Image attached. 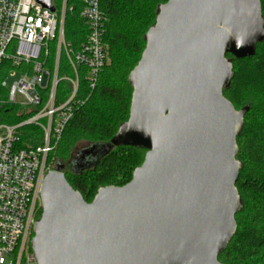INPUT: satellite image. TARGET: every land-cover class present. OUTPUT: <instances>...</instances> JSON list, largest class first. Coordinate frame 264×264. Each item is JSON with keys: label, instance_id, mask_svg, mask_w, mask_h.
Segmentation results:
<instances>
[{"label": "water", "instance_id": "1", "mask_svg": "<svg viewBox=\"0 0 264 264\" xmlns=\"http://www.w3.org/2000/svg\"><path fill=\"white\" fill-rule=\"evenodd\" d=\"M36 1L54 10L51 0ZM263 37L259 0L160 5L128 75V119L109 142L78 151L70 168L89 167L117 145L145 149L143 161L127 183L99 187L90 202L57 161L40 189L36 263L221 264L241 207L236 135L246 110L223 95L232 76L225 55H247Z\"/></svg>", "mask_w": 264, "mask_h": 264}, {"label": "trees", "instance_id": "2", "mask_svg": "<svg viewBox=\"0 0 264 264\" xmlns=\"http://www.w3.org/2000/svg\"><path fill=\"white\" fill-rule=\"evenodd\" d=\"M167 1H100V9L106 16L104 40L109 46L112 62L103 66L91 91L83 79V72H80L77 98L83 103L74 108L46 158V163L50 156L61 159L57 161L64 164L62 171L66 180L87 202L93 199L99 187L108 186L119 175L123 179L114 186L127 183L134 169L142 163L146 150L117 145L89 167L79 171L69 167L68 174L64 171L62 159H73L69 147L75 133L93 136L95 141L91 144L106 143L128 119L133 92L128 75L141 57L146 44L144 35L155 24L158 7ZM54 2L60 7L62 0ZM259 2L264 28V0ZM66 5L64 37L73 49H77L88 31L79 16L82 1L66 0ZM225 57L231 62L232 76L229 85L223 89V95L236 110H246L236 135L235 158L241 167L235 186L241 207L234 215L236 229L217 259L221 264H264V37L255 44L253 52L241 56L227 52ZM52 58L51 51L48 65ZM5 65H0V73L5 71ZM69 92L68 83L61 80L56 87L57 102L65 100ZM36 108L7 103L6 92H0V124L17 125L31 116ZM14 134L15 149L36 148L42 144L43 132L35 124L19 125ZM40 216L41 209L37 213V217Z\"/></svg>", "mask_w": 264, "mask_h": 264}, {"label": "built area", "instance_id": "3", "mask_svg": "<svg viewBox=\"0 0 264 264\" xmlns=\"http://www.w3.org/2000/svg\"><path fill=\"white\" fill-rule=\"evenodd\" d=\"M81 1L79 16L88 31L85 40L73 49L64 37L66 0L58 8L51 0L53 11L36 0H0V65L6 64L5 71L10 68L8 76L19 73L6 90V102L37 106L17 125L0 124V264H37L30 242L33 225L40 218L37 213L48 170L47 154L74 108L83 103L77 98L80 72L91 91L107 61L106 16L100 9L101 0ZM51 51L52 63L48 65ZM61 61L65 63L62 74ZM61 80L68 83L70 92L57 102L56 87ZM4 85L2 80L0 86ZM22 124H35L42 130L41 145L13 147L15 128Z\"/></svg>", "mask_w": 264, "mask_h": 264}, {"label": "rangeland", "instance_id": "4", "mask_svg": "<svg viewBox=\"0 0 264 264\" xmlns=\"http://www.w3.org/2000/svg\"><path fill=\"white\" fill-rule=\"evenodd\" d=\"M55 6H56V8H58L57 5H55ZM111 62H112V59H111V55H110V51H109V46H108V48H107V61H106V64L105 65L106 66L107 65H110ZM7 69H8V67H7ZM64 69H65V63L63 61L62 62L61 74L63 73V70ZM8 70H10V68ZM8 70L0 73V82L2 80L5 81V85H4V87H2L3 89L1 88L4 91V93L6 92V90L9 87V85L12 83V81L15 80V79H17L19 77V73L18 72L16 74H14L13 76H10V75L8 76L7 75V71ZM93 141H95L94 137L91 136V135H89V134H85V133H75L74 134L73 141H72V143H71V145L69 147V150H70V155L73 156V159L76 157L75 158V159H77L76 160V163H79L80 157L82 159V155L79 158H77V156H76L77 152L78 151H81V150H84V149H87L91 145V142H93ZM84 157L86 158V156H84ZM84 157H83V160H81V163H83L85 161V158ZM57 160H61V159L60 158L54 159L52 156H50L49 161L46 164L48 170L52 169L55 166ZM62 161L65 163L64 171L68 174L69 171H70L69 170L70 162L72 160L71 161H68L67 159H65V160L62 159ZM92 161H93L92 159L91 160L88 159V158L86 159V162H92ZM121 179H123V176L122 175H119V178L118 179H116L115 181H111L108 185H115V184H117V181H119ZM244 203L246 204L247 202L244 201ZM245 206H244V208H247Z\"/></svg>", "mask_w": 264, "mask_h": 264}]
</instances>
